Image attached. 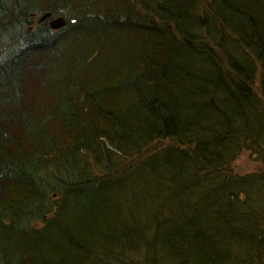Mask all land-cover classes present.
Here are the masks:
<instances>
[{"label": "trees", "instance_id": "trees-1", "mask_svg": "<svg viewBox=\"0 0 264 264\" xmlns=\"http://www.w3.org/2000/svg\"><path fill=\"white\" fill-rule=\"evenodd\" d=\"M0 264H264V0H0Z\"/></svg>", "mask_w": 264, "mask_h": 264}, {"label": "rangeland", "instance_id": "rangeland-1", "mask_svg": "<svg viewBox=\"0 0 264 264\" xmlns=\"http://www.w3.org/2000/svg\"><path fill=\"white\" fill-rule=\"evenodd\" d=\"M233 169L238 174H248L252 171H260L263 167L260 166L251 154L243 153L239 154L233 162Z\"/></svg>", "mask_w": 264, "mask_h": 264}, {"label": "water", "instance_id": "water-1", "mask_svg": "<svg viewBox=\"0 0 264 264\" xmlns=\"http://www.w3.org/2000/svg\"><path fill=\"white\" fill-rule=\"evenodd\" d=\"M50 16H51L50 13H45L44 15H42L39 18V22L44 21L45 19L49 18ZM65 23H66V21L63 17H56V18L49 20V26L54 30H57V29L63 27L65 25Z\"/></svg>", "mask_w": 264, "mask_h": 264}, {"label": "bare ground", "instance_id": "bare-ground-1", "mask_svg": "<svg viewBox=\"0 0 264 264\" xmlns=\"http://www.w3.org/2000/svg\"><path fill=\"white\" fill-rule=\"evenodd\" d=\"M62 28V27H61ZM61 28H59V29H61ZM58 30V29H57Z\"/></svg>", "mask_w": 264, "mask_h": 264}]
</instances>
